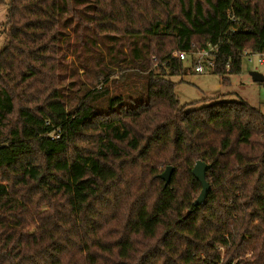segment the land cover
Here are the masks:
<instances>
[{
	"label": "trees",
	"instance_id": "obj_1",
	"mask_svg": "<svg viewBox=\"0 0 264 264\" xmlns=\"http://www.w3.org/2000/svg\"><path fill=\"white\" fill-rule=\"evenodd\" d=\"M0 3V264H264V112L185 109L168 78L212 45L228 84L264 53V0ZM78 71L94 84L71 95Z\"/></svg>",
	"mask_w": 264,
	"mask_h": 264
},
{
	"label": "rangeland",
	"instance_id": "obj_2",
	"mask_svg": "<svg viewBox=\"0 0 264 264\" xmlns=\"http://www.w3.org/2000/svg\"><path fill=\"white\" fill-rule=\"evenodd\" d=\"M8 0H5V2ZM6 15V4L0 3V23L5 20ZM3 36L0 35V47L3 44ZM262 58L261 62L257 59L259 56L252 54L251 56L244 55L241 61V72L238 74H230L229 83H221V78L218 74L211 73L210 71H205L203 73H198L192 70L189 61L184 62L187 71L182 76L173 75L168 76L170 80L175 83L174 92L181 104L199 101V103L188 104L185 109H192L203 104L202 100L204 98H213L216 101H238L243 100L252 106L259 107L261 110L264 108V53L260 56ZM250 58V60L248 59ZM259 76L263 81L254 80V76ZM74 80L71 86V95L74 93H80L81 90L78 89L80 82H84V87H91L94 84V79L90 74L85 75L82 71L74 74L71 77ZM119 90H113L112 94H118ZM67 96L69 94L67 93ZM129 96H126L121 100H116L113 103H106L100 108L107 109L109 107L116 108L120 103H126ZM132 99L144 98L142 91L137 90L130 96ZM264 111V110H263ZM117 221V212L106 210L104 217V226L108 227L114 225ZM135 230V227L132 228Z\"/></svg>",
	"mask_w": 264,
	"mask_h": 264
},
{
	"label": "built area",
	"instance_id": "obj_3",
	"mask_svg": "<svg viewBox=\"0 0 264 264\" xmlns=\"http://www.w3.org/2000/svg\"><path fill=\"white\" fill-rule=\"evenodd\" d=\"M216 52V46L209 45L207 48L196 49L194 51H174L172 54L176 56L180 61L187 62L191 64L193 71L198 73H203L209 71L214 66V56ZM252 54L259 56L258 62L262 61L260 57L263 53H253L250 51H244V55L251 56ZM250 60V58H248Z\"/></svg>",
	"mask_w": 264,
	"mask_h": 264
},
{
	"label": "water",
	"instance_id": "obj_4",
	"mask_svg": "<svg viewBox=\"0 0 264 264\" xmlns=\"http://www.w3.org/2000/svg\"><path fill=\"white\" fill-rule=\"evenodd\" d=\"M253 79L257 81L262 80L261 77L256 76V75L253 77ZM208 167H209L208 164H206L203 161L198 160L195 162L191 170L192 175L200 183V186H201L200 192L193 202V205L195 206L201 204L205 200L207 193L209 191V184L205 180V172ZM171 173H172V167L166 166L164 170L159 174V177L165 182V184H168L170 181Z\"/></svg>",
	"mask_w": 264,
	"mask_h": 264
},
{
	"label": "crops",
	"instance_id": "obj_5",
	"mask_svg": "<svg viewBox=\"0 0 264 264\" xmlns=\"http://www.w3.org/2000/svg\"><path fill=\"white\" fill-rule=\"evenodd\" d=\"M257 108H259L258 106H257ZM260 110H261V108H259ZM263 110H264V108H262ZM263 110H261L262 112H264Z\"/></svg>",
	"mask_w": 264,
	"mask_h": 264
}]
</instances>
